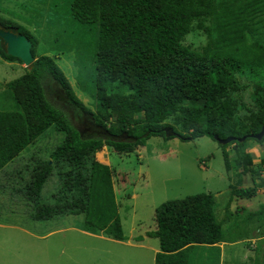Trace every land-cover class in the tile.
Returning a JSON list of instances; mask_svg holds the SVG:
<instances>
[{
	"label": "trees",
	"instance_id": "trees-1",
	"mask_svg": "<svg viewBox=\"0 0 264 264\" xmlns=\"http://www.w3.org/2000/svg\"><path fill=\"white\" fill-rule=\"evenodd\" d=\"M39 2L42 7L32 8L35 14L27 22L45 25L53 36L49 47L56 52L53 55L38 54L39 41L33 32L0 16L3 26H14L31 40L35 59L33 68L25 67L22 75L6 83L4 92L14 106L0 109V171L49 128L63 134L49 159L34 160L28 180L17 190L32 205L31 218L82 214L86 229L122 241L112 170L97 160L96 153L108 146L127 154L151 136L172 138L165 134L168 126L184 141L202 136L233 138L220 144L225 170L248 173L252 186L231 184V199L257 195L264 186L263 180L258 181L264 157L255 163L246 149L250 140L264 142V136L253 137L264 129V82L260 80L264 44L247 41L264 22V0ZM196 30L208 38L202 50L183 43ZM61 53L73 55L77 86L94 100L95 111L76 95L57 64L55 55ZM0 56L22 63L1 47ZM240 76L249 77L253 87L254 103L246 109L238 91L247 84L240 83ZM48 82L63 91L75 118H86L110 136L124 134L127 139L84 138L68 112L47 99ZM51 176L60 186L48 204L42 200V190ZM214 208L215 197L209 192L156 207V229L147 233L159 240L154 264H221L219 243L244 239L242 224L264 223L261 204L242 219L235 218L236 235L229 238ZM231 214L228 203L225 219Z\"/></svg>",
	"mask_w": 264,
	"mask_h": 264
},
{
	"label": "rangeland",
	"instance_id": "rangeland-1",
	"mask_svg": "<svg viewBox=\"0 0 264 264\" xmlns=\"http://www.w3.org/2000/svg\"><path fill=\"white\" fill-rule=\"evenodd\" d=\"M51 1V0H48ZM218 1V0H216ZM241 2L242 0H238ZM39 0H0V16L24 25L38 38V54L53 55L50 51L53 36L45 25L27 22L35 14L32 8L42 7ZM258 20L256 21V24ZM36 30H40L38 34ZM215 38V30L212 31ZM259 40L264 44V22L247 42ZM208 38L202 30L188 33L183 43L195 50H202ZM55 55V60L65 73L76 95L86 106L95 111L94 100L82 91L76 82V68L72 54ZM25 66L18 61H7L0 56V109H12L13 100L5 92L6 83L23 74ZM264 82V74L261 76ZM247 86L238 91L243 105L253 106L252 82L247 76L239 77ZM46 97L53 106L68 112L69 118L84 138L105 137L90 129L86 118H75L66 106L67 98L54 82L45 85ZM243 110L244 108L241 107ZM63 139V134L53 128L41 134L17 157L0 171V264H154L159 240L148 236L156 229L154 211L167 200L181 199L197 193H212L215 197V215L223 222V230L234 237L235 218L242 219L248 212L264 204V186L252 198L231 199L230 185L252 186L248 173L237 175L226 171L221 146L208 136L182 140L177 136L164 139L151 136L145 144L131 153H117L109 148L110 168L115 189L118 213L124 239L115 240L102 233L86 229L83 215H59L48 220L31 218L32 205L27 202L21 188L30 176L28 168L35 159L47 160L49 153ZM249 144L252 141H248ZM254 143V142H253ZM264 150V143L260 146ZM231 150V146L228 147ZM100 152V151H98ZM264 155V151H263ZM103 158V154H100ZM256 161H260L256 158ZM263 174V175H262ZM258 181L264 182V170ZM56 176H51L42 190V200L52 204V195L59 189ZM230 203L231 216L225 219L226 205ZM237 208H243L236 212ZM7 226H14L10 228ZM29 229L36 235H46L53 228H68L46 237H33L16 227ZM245 238L236 242H221V264H264V223L255 220L242 224ZM130 242V243H129Z\"/></svg>",
	"mask_w": 264,
	"mask_h": 264
},
{
	"label": "water",
	"instance_id": "water-1",
	"mask_svg": "<svg viewBox=\"0 0 264 264\" xmlns=\"http://www.w3.org/2000/svg\"><path fill=\"white\" fill-rule=\"evenodd\" d=\"M0 47L3 51L9 55L16 57L21 60L25 67L30 69L34 66V57L31 52L32 42L24 34L20 33L19 30L14 26L5 27L0 23ZM105 138H109L115 141L125 140L126 135L121 134L119 136H110L107 132L102 131ZM166 136H175L177 133L171 128H165ZM264 136V129L253 137L257 140H261ZM214 139L219 144H227L233 140V138L219 139L218 136H214ZM245 138H241L239 141H243Z\"/></svg>",
	"mask_w": 264,
	"mask_h": 264
},
{
	"label": "crops",
	"instance_id": "crops-1",
	"mask_svg": "<svg viewBox=\"0 0 264 264\" xmlns=\"http://www.w3.org/2000/svg\"><path fill=\"white\" fill-rule=\"evenodd\" d=\"M254 142V143H253ZM264 143V142H263ZM263 143H258V142H255V141H252L251 144L247 143V152H249L253 159H254V162L255 163H258L259 161H256V158H262L264 157L263 155V151L260 146L263 145ZM231 152L233 153V150H231ZM103 154V158H101L100 154ZM96 158L99 162L103 163V164H106L108 166H110V157H109V148L107 146H104L100 152H97L96 153ZM263 175V174H262ZM114 192H115V189H114ZM116 193V192H115ZM258 193V192H257ZM55 218V217H54ZM1 227H4V225L0 224ZM7 227H10V228H15L14 226H7ZM17 229L33 236V237H46L47 235H50V234H53L55 232H58V231H61L63 229H72V227H68V228H53V229H50V231L48 233H46V235H36L34 234L32 231H30L29 229H26V228H22L20 226L16 227ZM130 243V242H129ZM220 247V246H219Z\"/></svg>",
	"mask_w": 264,
	"mask_h": 264
},
{
	"label": "flooded vegetation",
	"instance_id": "flooded-vegetation-1",
	"mask_svg": "<svg viewBox=\"0 0 264 264\" xmlns=\"http://www.w3.org/2000/svg\"><path fill=\"white\" fill-rule=\"evenodd\" d=\"M90 129L95 132V133H100L102 134V130L100 128H98L96 125L91 123ZM105 136V135H104ZM124 139H127V137L125 136Z\"/></svg>",
	"mask_w": 264,
	"mask_h": 264
}]
</instances>
